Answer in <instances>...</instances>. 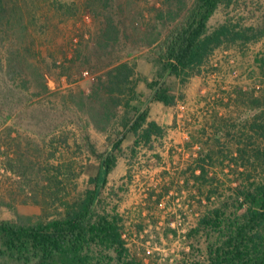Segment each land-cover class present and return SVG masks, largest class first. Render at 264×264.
I'll return each mask as SVG.
<instances>
[{
	"label": "rangeland",
	"instance_id": "rangeland-1",
	"mask_svg": "<svg viewBox=\"0 0 264 264\" xmlns=\"http://www.w3.org/2000/svg\"><path fill=\"white\" fill-rule=\"evenodd\" d=\"M163 1L121 0L123 13L114 18L118 40L105 44L101 30L108 13L88 0H62L65 7L54 0H12L15 19L0 28V220L32 224L56 218L63 203L89 187L98 161L88 151L86 136L98 152L107 150L122 115L101 89L106 74L128 62L140 79L155 77L149 49L138 40L153 24L155 9H166ZM252 6L264 10V0ZM237 13L244 19V9ZM223 20L219 10L209 25ZM261 54L264 39L215 51L202 73L184 86L166 77L171 93L179 97L173 107L149 103L151 92L143 81L137 83L140 100L166 136L153 152L141 150L130 165L127 156L118 159L108 176L113 196L105 204L118 205L126 220L127 246L142 264H179L189 251L184 235L208 202L191 183H183L182 171L198 149L186 143L200 129L209 134L215 114L240 125L255 113L235 97L239 89L264 95V77L254 62ZM219 145L234 149L229 137ZM226 165L209 170L218 193L239 179ZM159 194L162 199L155 204ZM0 264L22 263L1 256Z\"/></svg>",
	"mask_w": 264,
	"mask_h": 264
},
{
	"label": "trees",
	"instance_id": "trees-1",
	"mask_svg": "<svg viewBox=\"0 0 264 264\" xmlns=\"http://www.w3.org/2000/svg\"><path fill=\"white\" fill-rule=\"evenodd\" d=\"M54 1L65 7L62 0ZM88 2L108 13L102 40L105 44L117 42L120 29L114 18L123 13L121 0ZM163 2L166 9H155L153 24L138 40L141 48L149 49L155 77L140 79L135 65L128 62L118 63L106 74L101 89L109 95L113 108L122 109V115L107 150L98 152L86 136L88 151L98 161L89 187L63 203V213L56 218L32 224L0 220V257L22 264H142L127 246L126 220L118 205L105 204L113 196V189L107 188L108 176L118 159L127 156L130 165L129 160L141 150L153 152L166 136V129L150 118L149 107L140 100L137 83L143 81L151 92L149 103L173 107L179 97L171 93L166 77L184 86L202 73L215 51L264 39V10L253 7L254 0H191L189 6L184 0ZM12 5V0H0V28L9 27L15 19ZM243 9L244 19L237 13ZM219 10L224 20L211 27L209 22ZM254 62L264 77V54ZM235 98L255 113L240 125L215 114L210 133L200 129L186 143L188 148L198 145V149L182 171L183 183H191L208 205L184 235L189 251L182 253L179 264H264V95L239 89ZM130 137V144L124 147ZM225 137L233 140L234 149L219 145ZM209 140H213L211 145ZM225 162L239 179L227 192L218 193L219 185L208 176L209 170L216 165L223 168ZM161 199L159 194L155 204Z\"/></svg>",
	"mask_w": 264,
	"mask_h": 264
},
{
	"label": "crops",
	"instance_id": "crops-1",
	"mask_svg": "<svg viewBox=\"0 0 264 264\" xmlns=\"http://www.w3.org/2000/svg\"><path fill=\"white\" fill-rule=\"evenodd\" d=\"M156 104H159V103H156Z\"/></svg>",
	"mask_w": 264,
	"mask_h": 264
}]
</instances>
